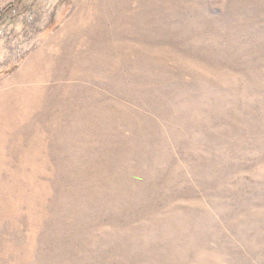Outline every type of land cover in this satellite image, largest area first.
Wrapping results in <instances>:
<instances>
[{
  "label": "rangeland",
  "instance_id": "374dc122",
  "mask_svg": "<svg viewBox=\"0 0 264 264\" xmlns=\"http://www.w3.org/2000/svg\"><path fill=\"white\" fill-rule=\"evenodd\" d=\"M75 1L0 0V86ZM158 1L150 38L104 44L116 123L56 133L79 162L49 149L66 124L33 82L2 88L20 95L0 98V264H264V0Z\"/></svg>",
  "mask_w": 264,
  "mask_h": 264
},
{
  "label": "bare ground",
  "instance_id": "6f19581e",
  "mask_svg": "<svg viewBox=\"0 0 264 264\" xmlns=\"http://www.w3.org/2000/svg\"><path fill=\"white\" fill-rule=\"evenodd\" d=\"M126 1L127 0H123V2L122 0H76L71 16L60 27V30L58 31L59 33L46 40L43 45L27 59L17 74L12 76L7 82L0 86V98L3 96V94L15 96L20 95V93L2 90V88L7 84L11 85V89H17L21 87L25 88V85H23L21 82L31 81L33 82L32 88L37 89L42 93L38 101L41 114L44 113L47 104L51 103L57 106L59 110L58 115L63 117L66 125L60 129L56 127L55 122L54 124L47 125L46 129L52 131L56 128L53 134L54 136H52L49 142V149H52L56 155L58 153L63 154L64 159L57 160V162L61 165L75 164V162L79 161L78 159H72V149L69 146V139H64L62 136L59 137V135L56 136L57 131H62L66 137L67 134L65 131H68L69 133L76 132L78 135L79 133H77V131L83 132L87 130L92 119H94L93 122L95 124H101L102 126H105L106 129H108L110 128L109 125L111 124L112 120L116 119L114 115V108L116 104L110 108L109 104L104 102L105 104L102 106V108L98 109L97 107L100 104L96 102V99H98L101 94V86L105 87V89H113L123 81L121 73L115 68L109 67L106 64L102 55L103 51L105 50L104 44L110 45L107 40H118L124 36V31L128 30L131 32V34H134L135 32V36H137V38H150L155 33V31H153L151 18L152 15L156 14L154 13V6L160 7V2L158 0H130V2H138L139 7L141 6L142 8H139V11L135 10L137 12L132 16L127 11V13H125L127 16H125L122 13L123 9L129 10L132 7L130 3H127L128 1ZM169 2L170 1L163 3L168 5ZM162 7L165 8L164 6ZM158 17H160V15ZM116 29L118 32L117 34L120 33L121 35L118 36L119 38H110V36L116 35ZM170 49H172V46L167 48L168 51ZM109 51V61L112 64L117 63L120 58L122 47L112 48L109 49ZM130 51L132 52L131 47ZM184 69L185 68H183V70ZM210 72H212V70ZM103 75H105L104 82L101 81V77ZM83 76L84 78H82ZM205 77L207 76L202 77V79ZM86 81H89L92 87H88V83H86ZM68 86H70V91ZM93 88L95 89L93 90ZM96 89H98L99 92ZM57 93H59V95L58 102L56 103L54 102L55 99H53V97H56L55 94ZM68 96L71 97V100L69 101ZM107 100L109 99L107 98ZM13 102H16V100H13ZM31 104L32 103L29 105ZM64 107L69 108L64 110ZM96 109L99 110V113H95L98 111ZM101 109L104 110V113H101ZM73 135L74 134H72V137L75 136ZM90 135L91 134H89V136ZM83 140L86 141L85 139ZM74 143L76 145L75 141ZM79 145V155L82 156L86 148L81 143ZM92 145H94V143ZM103 153L104 152H102V154ZM66 156H69L70 158H67ZM132 159L133 158L131 157L127 163L131 164ZM127 172V176H132L133 171L131 172V170L128 169ZM171 218H173V216H171ZM178 220L181 221L179 218ZM172 222L173 221H171V223ZM178 224L180 225V223ZM134 231L132 232L134 233Z\"/></svg>",
  "mask_w": 264,
  "mask_h": 264
}]
</instances>
